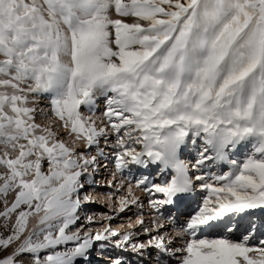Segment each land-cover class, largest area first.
<instances>
[{"label":"snow or ice","instance_id":"1","mask_svg":"<svg viewBox=\"0 0 264 264\" xmlns=\"http://www.w3.org/2000/svg\"><path fill=\"white\" fill-rule=\"evenodd\" d=\"M80 143L114 158L103 186L117 192V173L133 167L171 173L128 183L119 212L139 204L133 187L161 217L198 186L206 193L183 223L168 212L174 236L154 220L146 243L127 233L115 247L155 248L176 264H264V238L251 244L257 211L264 226V0H0V264H88L96 242L121 235L72 230L95 202L82 192L100 166ZM189 144L192 161L181 159ZM212 164L229 170L203 172Z\"/></svg>","mask_w":264,"mask_h":264},{"label":"rangeland","instance_id":"2","mask_svg":"<svg viewBox=\"0 0 264 264\" xmlns=\"http://www.w3.org/2000/svg\"><path fill=\"white\" fill-rule=\"evenodd\" d=\"M129 22H131V18H129ZM98 104H99V109L97 111V115H99L100 111L103 110V107H104L103 100H100ZM48 105H49V98L47 96H44L38 99V106L40 108L47 110ZM36 119L38 123H47L43 119L42 116H37ZM60 135L65 140L71 142L72 138L67 136L63 130L60 131ZM112 142H114V138L110 140V143ZM99 147L103 148L105 153H111L112 151L110 147L105 146L103 139H101ZM77 151L83 152L85 155H96L98 157V162L101 159L106 160L107 167H105L103 170H100L101 168H99V170L94 171L92 173V176L88 178L89 180L90 179L94 180L95 183L86 184L87 186L85 185V188L83 189L82 194L90 193L89 195H91L92 199L95 200V202L87 203L86 204L87 206L85 207L82 206V210L80 212V220L78 221L76 225L72 226V230H76L77 228H80L81 231H84L85 229H87V230H91L92 232H97V231H102L103 228L110 226L112 230L121 234L120 236L111 238L107 242H104V241L96 242L95 246L90 251L91 257H89L88 264H112L113 260L116 258H120L123 261V264H143V263L145 264H176V258L171 253L161 254L155 248L145 249L143 253H140V252L132 251L130 245L125 248H117L114 246L115 242L122 239L123 234H127V233H130L133 235V240L131 241V243H136V242L146 243L150 239V235L156 234L155 225L153 224L154 220L156 221L157 224L160 223V221L161 223L165 224V227L163 229H160V234L166 235V236L175 235L178 229V226L169 223L166 219L168 212L169 211L172 212L174 208H168L164 212V216L161 217L159 213L155 212L149 206L148 204L149 196L148 194L143 192L141 189L133 187V191L135 192L136 196L140 198L138 205H130L129 208L126 209L124 212L118 211L119 197L126 194V186L128 183H132L134 185L135 181L139 179L142 175H149V174L152 176L154 180H156V182H161L165 178L170 179L171 173H168L167 177H165V176L159 175L158 169L156 167L153 168L152 166H150L149 169L147 170L146 169L137 170L135 167H133V170L130 176L127 174L121 175L120 173H117V176H116L117 186L119 182L121 181L125 184V188H121L120 191L117 192L115 188H108L106 186H103L106 183V181L112 179V173L115 172L114 158L111 155H108L106 158L101 157L98 154V148L96 146H93L91 149H86L83 143H80L77 145ZM196 156H197V148H194L191 144H189L188 147L185 149V151L181 153V159H184L186 161H192L196 158ZM232 158L242 160L244 156L240 153H237ZM46 170H47V165H45V171ZM228 170H229V166L227 164H219V165L212 164L210 166L205 167L203 169V172L210 175L213 172L219 173V172H226ZM96 173L98 176H96ZM197 174H200V173L197 172ZM94 184L96 185L93 186ZM199 188L200 187L198 186L196 192L193 194L194 199H195V202L193 203V205H190V207H187L185 211L177 212L176 216L178 220L180 221V223H183L185 220L179 219V217L183 215L185 216L187 215L188 217L189 215L194 214L198 210L199 206L201 205L202 200L204 196L206 195V193L201 188L199 190ZM94 191H97L96 194L94 193L95 195L93 194ZM100 195L106 198L103 199L101 198ZM159 196L160 194H157V197ZM12 198L13 197L9 195L8 197L9 203L11 202ZM139 205H143V206L140 207ZM3 209H4L3 199L0 198V211H3ZM256 213H258V211ZM87 216L93 217V223L91 224L87 223L85 219V217ZM108 217H112V219H108ZM141 217L142 218L144 217L143 219L145 221L143 226H140L136 223V221ZM255 217L257 216L254 215L252 217V220ZM159 218H160V221H157V219ZM35 222H36L35 220L30 221L29 226L31 227L33 224H35ZM4 223H5L4 219L0 218V225H3ZM120 223L121 224L124 223L123 224L124 227ZM125 223L128 226H126ZM243 224H246L245 226H247L248 219ZM143 228H152L153 232L151 234H145L143 232ZM2 231H3V228L0 227V232ZM261 233L260 234L258 233L255 236V239L252 240L251 242L252 246L260 247L258 241L262 237H264L261 235ZM205 235H207V233ZM240 236H241V232L238 231L237 234L233 236V239H238ZM101 244H104L105 247L101 248L100 247ZM182 244H183L182 240L175 241L172 247H180ZM68 246L71 247V245H68ZM0 254L6 255L7 253H0ZM77 264H84V261L79 260Z\"/></svg>","mask_w":264,"mask_h":264},{"label":"bare ground","instance_id":"3","mask_svg":"<svg viewBox=\"0 0 264 264\" xmlns=\"http://www.w3.org/2000/svg\"><path fill=\"white\" fill-rule=\"evenodd\" d=\"M185 150H183L182 152H184ZM99 165H101L100 167H98L96 170H99V168H101L100 170H103L105 167H107V162H106V160H103V159H101V160H99ZM153 168H155V166H152ZM95 170V171H96ZM96 176H98L97 175V173H96ZM91 180V179H90ZM96 184H94L93 186H95ZM100 185V184H99ZM87 186V185H86ZM199 190H200V188H199ZM92 192V191H91ZM96 192L97 191H94L93 192V194L95 193L96 194ZM99 193V192H98ZM90 194V193H89ZM94 194V195H95ZM101 194V193H100ZM103 194V193H102ZM105 195V194H104ZM91 196V195H90ZM99 196V195H98ZM101 196V195H100ZM106 196V195H105ZM101 198H103V199H105L104 197H102L101 196ZM98 199V198H97ZM110 199V198H109ZM99 200V199H98ZM97 200V201H98ZM101 200V199H100ZM192 200H193V202H192ZM95 201V200H94ZM191 201V202H190ZM101 202V201H100ZM195 202V199H194V195H192L191 196V198H188V199H185V200H183V201H181L180 202V204L177 206V207H172V208H174L173 210H172V213L173 214H177V212H179V211H185V209L187 208V207H190V205H193V203ZM99 203V202H98ZM83 207H85V206H87L86 204H83L82 205ZM168 209V207H166V210ZM165 210V211H166ZM140 213V212H139ZM92 214V213H91ZM260 214V215H259ZM261 213H256L255 214V216H257V217H255L252 221L255 223V225H256V227H257V229H258V231L255 233V236L259 233H263L264 232V226H261V221H260V217H261ZM144 217H146V216H144ZM143 217V218H144ZM187 215L185 216V215H183V216H181V217H179V219H183V220H186L187 218ZM255 220V221H254ZM157 221H160V218L159 219H157ZM247 221V218H245V220H243L242 221V223H245ZM122 222V221H121ZM128 222V221H127ZM160 223H161V221H160ZM118 224H119V222H118ZM121 224V223H120ZM124 224V223H123ZM123 224H121V225H123ZM126 224V223H125ZM116 225V224H115ZM114 225V226H115ZM244 225H246V224H244ZM126 226H128L127 224H126ZM122 227V226H121ZM120 227V228H121ZM123 227H124V225H123ZM116 229V228H115ZM261 233V234H262ZM237 234V232H235L233 235H232V238H233V236H235ZM262 238H264V237H262ZM147 256V255H146ZM89 257H91V255L89 256ZM89 260V259H88ZM148 260V259H147ZM146 261V260H145ZM143 264H145V263H143Z\"/></svg>","mask_w":264,"mask_h":264}]
</instances>
